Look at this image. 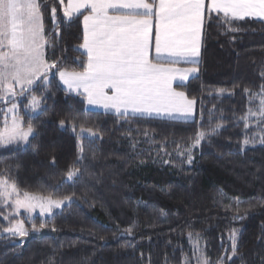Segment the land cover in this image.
<instances>
[{
    "label": "trees",
    "instance_id": "16d2710c",
    "mask_svg": "<svg viewBox=\"0 0 264 264\" xmlns=\"http://www.w3.org/2000/svg\"><path fill=\"white\" fill-rule=\"evenodd\" d=\"M38 3L45 59L57 67L47 89L37 82L0 101V129L5 106L15 102L36 133L27 144L0 146V179L19 192L72 200L45 217L4 219L0 206V264H198L192 237L201 239L199 258L208 264H264V21L227 24L215 14L204 21L198 74L176 85L195 100L193 120L122 117L87 109L62 87L58 70L86 64L83 16L65 17L59 0ZM33 95L43 98L45 114L29 120ZM217 125L192 147L198 131ZM17 220L28 232L43 223L55 235L22 248L3 232Z\"/></svg>",
    "mask_w": 264,
    "mask_h": 264
},
{
    "label": "snow or ice",
    "instance_id": "6c2138e0",
    "mask_svg": "<svg viewBox=\"0 0 264 264\" xmlns=\"http://www.w3.org/2000/svg\"><path fill=\"white\" fill-rule=\"evenodd\" d=\"M59 4L63 6L65 17L83 16L80 47L87 55L82 71L58 70L59 80L68 92L83 95L87 104L114 109L122 117L131 113L133 116L191 120L195 100L187 98L184 92L175 91L172 84L173 80H187L190 74L198 71L195 67L175 65L198 62L204 21L211 19L213 14L216 19L222 16L227 24L246 18L264 21V0H210L208 4L206 0H59ZM56 10V7L51 9L53 16ZM47 43L38 0H0V101L33 91L37 82H43L47 89L51 83L48 74L57 67L45 59ZM42 103V97H30L28 109L32 115L29 120L45 114ZM260 104L264 106V98ZM8 112L12 114L11 123L6 117L0 129V146L27 144L29 137L36 134L33 125L28 123L24 127L16 104H12ZM60 124L63 127L64 121ZM218 128L219 125L208 133L198 131L192 147L210 138ZM84 131L81 128V132ZM86 131L96 136L91 129ZM244 143L247 145L248 141ZM191 161L189 155L188 162ZM74 175L69 171L68 179L72 180ZM13 194L17 195L16 209L31 213L38 205L40 216H51L53 208L59 209L65 201L72 200L71 196L53 199L27 192L21 199L15 185L9 186L0 180V199L6 200ZM43 227V223L39 229L33 225V230ZM127 231L131 234L132 230ZM238 231L234 229L230 237L233 256L238 251ZM5 232L21 237L28 234L23 222ZM197 261L208 264L207 260L201 262L199 257Z\"/></svg>",
    "mask_w": 264,
    "mask_h": 264
},
{
    "label": "rangeland",
    "instance_id": "374dc122",
    "mask_svg": "<svg viewBox=\"0 0 264 264\" xmlns=\"http://www.w3.org/2000/svg\"><path fill=\"white\" fill-rule=\"evenodd\" d=\"M17 91H19V88L18 87H17ZM12 104H16L17 105V114H18V104L17 103L14 102V103H11V104L5 106V113H4V118H3V125H2V128L1 129H3V127H4V123H5V118L6 117L8 119V122L11 123V115L12 114L8 112V109L11 108ZM28 105H29V103H28ZM26 111H29L28 106L26 108ZM0 180L6 181L5 179H0ZM7 184L9 186L13 185L12 183H9V182H7ZM9 190H10V187H9ZM17 192L19 193V198L22 199L23 198V193H25V192H19L18 189H17ZM29 194L30 195H34V196H40V197H48V196H41V195H37V194H33V193H29ZM15 199H17V195L16 194H13L10 198H8L6 200L5 199H0V206L4 207L5 208V211H6V214L3 216L4 219H8L11 216L18 215L20 212H24L25 215L28 216V217H33L34 215H39L40 216V214H39L40 213V209H39V206L38 205H37V207L35 208V210L33 212L29 213L28 211H26L24 209H16L15 204H14ZM53 199H62V198H53ZM68 203H69L68 201H65V204L63 206L67 205ZM61 208H59V209H61ZM59 209L53 208L52 212H54L56 210H59ZM45 216H48V215L46 214V215L41 216V217H45ZM18 222H21V221L20 220L14 221V222H12L9 225V227L15 226ZM9 227H7V228H9ZM3 232L4 233H7V232H5V229L3 230ZM27 233H28V231H27ZM7 234H10V233H7ZM11 236H13V235H11ZM16 236H19V235H16ZM191 242H192V244L197 249V251H196V253H197L196 257H199L201 255V249H202V241H201V239H199L198 237H192L191 238Z\"/></svg>",
    "mask_w": 264,
    "mask_h": 264
},
{
    "label": "crops",
    "instance_id": "0c3cea01",
    "mask_svg": "<svg viewBox=\"0 0 264 264\" xmlns=\"http://www.w3.org/2000/svg\"><path fill=\"white\" fill-rule=\"evenodd\" d=\"M208 3H210V0H206V4H208ZM251 19H257V18H251ZM82 30H83V17H82ZM153 31H154V29H153ZM202 33H203V31H202ZM153 42H154V37H153ZM82 43H83V41H82ZM82 43H81V44H82ZM201 46H202V39H201ZM81 50H82V51L84 52V54L86 55L85 50H84L83 48H81ZM152 55L154 56V48H153V51H152ZM200 58H201V47H200V55H199V57L197 58V61H198L197 63L192 64V63L181 62V63H179V64H177V65H175V66H176V67H180V68H192V67H195V68L198 69L197 64L199 63ZM86 62H87V55H86ZM60 71L73 72V71H68V70H60ZM81 71H82V70H81ZM197 74H198V71H197L196 73L190 74L187 80H183V81H181L179 78L173 80V84H172V86H173L174 90H175V91H178V92H183V91L179 90V89L176 87V85H180V84H184V83H186L191 77H193V76H195V75H197ZM57 77H58V80H59V74H58V73H57ZM59 82H60V84L62 85V87L66 90V86H64L63 83H62L60 80H59ZM66 91H67V90H66ZM70 93L76 94L75 92H70ZM81 96L84 98L85 107H86L87 109H90V110H96V111H99V112H102V113H107V114L118 115V114L115 112L114 109H105V108H103L102 106H99V105H89V104H87V101H86L85 97H84L83 95H81ZM187 98H189V97H187ZM189 99H191V98H189ZM192 100H193V99H192ZM128 116H133V115H131V113H129ZM136 116H137V117H148V116H139V115H136ZM149 118H151V117H149ZM194 118H195V104H194V106H193V115H192V119H191V120H193ZM161 119H162V118H161ZM175 120L185 121V120H183V119H179V118H178V119H175ZM191 120H188V121H191Z\"/></svg>",
    "mask_w": 264,
    "mask_h": 264
},
{
    "label": "water",
    "instance_id": "95a60500",
    "mask_svg": "<svg viewBox=\"0 0 264 264\" xmlns=\"http://www.w3.org/2000/svg\"><path fill=\"white\" fill-rule=\"evenodd\" d=\"M45 235H55V230L54 229H47V228H42L39 231H30L26 236H18L17 240H22V248L26 245V243L32 239V238H41Z\"/></svg>",
    "mask_w": 264,
    "mask_h": 264
}]
</instances>
